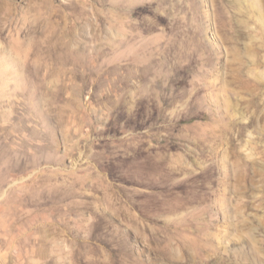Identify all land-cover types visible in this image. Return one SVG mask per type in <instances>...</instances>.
<instances>
[{
  "label": "rangeland",
  "instance_id": "374dc122",
  "mask_svg": "<svg viewBox=\"0 0 264 264\" xmlns=\"http://www.w3.org/2000/svg\"><path fill=\"white\" fill-rule=\"evenodd\" d=\"M264 0H0V264H264Z\"/></svg>",
  "mask_w": 264,
  "mask_h": 264
},
{
  "label": "bare ground",
  "instance_id": "6f19581e",
  "mask_svg": "<svg viewBox=\"0 0 264 264\" xmlns=\"http://www.w3.org/2000/svg\"><path fill=\"white\" fill-rule=\"evenodd\" d=\"M264 116V115H263Z\"/></svg>",
  "mask_w": 264,
  "mask_h": 264
}]
</instances>
